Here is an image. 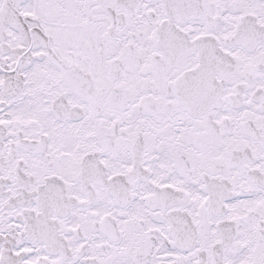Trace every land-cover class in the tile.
<instances>
[{"label": "snow or ice", "instance_id": "1", "mask_svg": "<svg viewBox=\"0 0 264 264\" xmlns=\"http://www.w3.org/2000/svg\"><path fill=\"white\" fill-rule=\"evenodd\" d=\"M0 264H264V0H0Z\"/></svg>", "mask_w": 264, "mask_h": 264}]
</instances>
